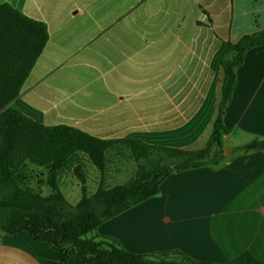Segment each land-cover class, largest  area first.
Here are the masks:
<instances>
[{
	"label": "crops",
	"instance_id": "crops-1",
	"mask_svg": "<svg viewBox=\"0 0 264 264\" xmlns=\"http://www.w3.org/2000/svg\"><path fill=\"white\" fill-rule=\"evenodd\" d=\"M0 3L43 22L48 35L11 106L100 139L176 148H199L211 132L226 40L264 28V0ZM223 124V144L233 148L224 164L171 173L158 194L96 234L132 253L178 250L196 261L264 264V152L235 150L264 135V45L247 50L236 70ZM56 260L28 232H0V264Z\"/></svg>",
	"mask_w": 264,
	"mask_h": 264
},
{
	"label": "trees",
	"instance_id": "trees-1",
	"mask_svg": "<svg viewBox=\"0 0 264 264\" xmlns=\"http://www.w3.org/2000/svg\"><path fill=\"white\" fill-rule=\"evenodd\" d=\"M43 22L27 17L8 3H0V232H28L56 252L47 264H215L196 261L178 250L132 253L117 240L98 236L103 222L155 196L173 172L202 166L218 167L224 156L223 116L236 83V70L247 50L264 45V28L234 43L220 60V98L211 132L196 149L156 146L137 138L100 139L71 125H45L11 102L47 41ZM125 148L136 163L125 183L88 192L87 164L103 175L106 153ZM243 153L263 151L264 135L235 147ZM37 168L38 171L31 169ZM69 172L80 184V198L67 201L59 188ZM46 185L49 193L41 189Z\"/></svg>",
	"mask_w": 264,
	"mask_h": 264
},
{
	"label": "rangeland",
	"instance_id": "rangeland-1",
	"mask_svg": "<svg viewBox=\"0 0 264 264\" xmlns=\"http://www.w3.org/2000/svg\"><path fill=\"white\" fill-rule=\"evenodd\" d=\"M229 6L231 7V1L229 2ZM229 10H231V8H229ZM246 29H248V25H246ZM226 30L225 28L221 29V31ZM57 124L69 125V122L63 119H58L54 124L49 125ZM135 170L136 163L131 158L127 149L122 148L111 150L106 153V167L103 175H101L95 168L89 167L87 164L88 192L93 193L100 184L104 187H111L116 184L125 183L133 177ZM59 188L67 201L71 204H75L80 198V184L69 172H66L61 176L59 180ZM41 191L44 194H48L50 190L48 186L44 185Z\"/></svg>",
	"mask_w": 264,
	"mask_h": 264
},
{
	"label": "water",
	"instance_id": "water-1",
	"mask_svg": "<svg viewBox=\"0 0 264 264\" xmlns=\"http://www.w3.org/2000/svg\"><path fill=\"white\" fill-rule=\"evenodd\" d=\"M233 148L231 146H224V156L227 158L229 157L230 153L232 152Z\"/></svg>",
	"mask_w": 264,
	"mask_h": 264
}]
</instances>
